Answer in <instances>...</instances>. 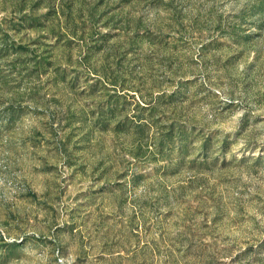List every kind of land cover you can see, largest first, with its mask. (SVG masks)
I'll list each match as a JSON object with an SVG mask.
<instances>
[{
    "label": "rangeland",
    "instance_id": "1",
    "mask_svg": "<svg viewBox=\"0 0 264 264\" xmlns=\"http://www.w3.org/2000/svg\"><path fill=\"white\" fill-rule=\"evenodd\" d=\"M0 264H264V0H0Z\"/></svg>",
    "mask_w": 264,
    "mask_h": 264
}]
</instances>
